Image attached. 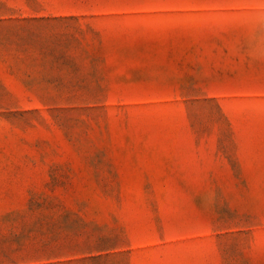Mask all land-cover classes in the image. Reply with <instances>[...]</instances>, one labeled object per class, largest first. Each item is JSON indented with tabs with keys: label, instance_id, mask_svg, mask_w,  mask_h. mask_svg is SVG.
<instances>
[{
	"label": "rangeland",
	"instance_id": "1",
	"mask_svg": "<svg viewBox=\"0 0 264 264\" xmlns=\"http://www.w3.org/2000/svg\"><path fill=\"white\" fill-rule=\"evenodd\" d=\"M0 264H264V0H0Z\"/></svg>",
	"mask_w": 264,
	"mask_h": 264
}]
</instances>
